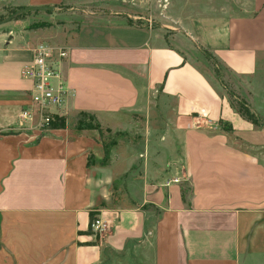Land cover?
Listing matches in <instances>:
<instances>
[{"label": "crops", "instance_id": "1", "mask_svg": "<svg viewBox=\"0 0 264 264\" xmlns=\"http://www.w3.org/2000/svg\"><path fill=\"white\" fill-rule=\"evenodd\" d=\"M147 1L0 0V264H264V0ZM39 44L67 51L45 132L19 116Z\"/></svg>", "mask_w": 264, "mask_h": 264}, {"label": "built area", "instance_id": "2", "mask_svg": "<svg viewBox=\"0 0 264 264\" xmlns=\"http://www.w3.org/2000/svg\"><path fill=\"white\" fill-rule=\"evenodd\" d=\"M67 56V51L61 47L49 44H39L33 48L32 60L22 66L20 75L30 81L27 91L28 103L20 109L19 116L24 125L45 132L51 128L52 121L59 117L65 103L67 90L62 83L55 85L60 79L59 64ZM178 182L177 178L172 180ZM110 227L107 219L93 215L89 224V232L102 235Z\"/></svg>", "mask_w": 264, "mask_h": 264}, {"label": "rangeland", "instance_id": "3", "mask_svg": "<svg viewBox=\"0 0 264 264\" xmlns=\"http://www.w3.org/2000/svg\"><path fill=\"white\" fill-rule=\"evenodd\" d=\"M72 2H74V4H68L67 2H63L62 3V11L64 10H68L65 8H79L77 10H79L80 12H86L87 14H89L90 12H104L106 9V2L107 0H70ZM154 0H150L147 1L148 6L150 8H148L147 10L143 11L144 12H151L153 11V9L151 8V5H153ZM51 11H55V8L53 7V9ZM70 11V10H68ZM148 14V13H147ZM220 68H216L215 67V71H213L214 73H212V77H214L217 81L221 80L220 78V73L221 71ZM258 86L260 91L264 94V73L259 75L258 78ZM225 85L224 82L221 83L220 81V85ZM222 92H224V94L226 95L228 101L232 104V106H234L239 112L243 113L246 116L252 115L254 116V112H252V110L249 108V106L246 105V102L243 99H240V97L235 93L234 90L229 89L228 87H222ZM248 114V115H247ZM79 121V122H78ZM76 125H80L81 127H87V128H91V129H97V131L101 132L103 129L101 128V126L91 117H89L88 115H79V119H78ZM103 132V131H102ZM118 135H121L122 132L120 133H116ZM115 134V135H116ZM113 135L114 134H110L109 137L105 136V140L103 141L104 144L108 145L111 142H115V140H113ZM108 160V157L106 154L103 155V158L100 159V162L102 163H106Z\"/></svg>", "mask_w": 264, "mask_h": 264}, {"label": "water", "instance_id": "4", "mask_svg": "<svg viewBox=\"0 0 264 264\" xmlns=\"http://www.w3.org/2000/svg\"><path fill=\"white\" fill-rule=\"evenodd\" d=\"M31 8H33V9H42V10H52L53 9V7H46V6H44V7H28V8H25V9H21V10L16 11L14 14L10 15L9 18L15 17L18 14H20V13L26 11V10H29Z\"/></svg>", "mask_w": 264, "mask_h": 264}, {"label": "trees", "instance_id": "5", "mask_svg": "<svg viewBox=\"0 0 264 264\" xmlns=\"http://www.w3.org/2000/svg\"><path fill=\"white\" fill-rule=\"evenodd\" d=\"M248 115V114H247ZM248 118H250V119H252L253 121H257V118L255 117V116H252V115H249V116H247ZM55 120H56V118H55ZM52 121V123H51V126H53L54 125V123L57 121ZM92 218H93V216L91 215V217H90V221L92 220ZM89 231V230H88Z\"/></svg>", "mask_w": 264, "mask_h": 264}]
</instances>
